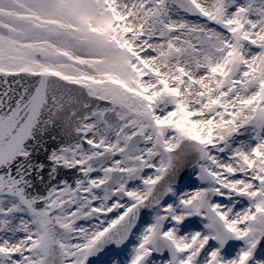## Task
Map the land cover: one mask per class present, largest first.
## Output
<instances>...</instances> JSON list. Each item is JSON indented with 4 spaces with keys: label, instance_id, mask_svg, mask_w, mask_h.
Wrapping results in <instances>:
<instances>
[{
    "label": "snow or ice",
    "instance_id": "obj_1",
    "mask_svg": "<svg viewBox=\"0 0 264 264\" xmlns=\"http://www.w3.org/2000/svg\"><path fill=\"white\" fill-rule=\"evenodd\" d=\"M125 248L264 264V0H0V264Z\"/></svg>",
    "mask_w": 264,
    "mask_h": 264
},
{
    "label": "rangeland",
    "instance_id": "obj_2",
    "mask_svg": "<svg viewBox=\"0 0 264 264\" xmlns=\"http://www.w3.org/2000/svg\"><path fill=\"white\" fill-rule=\"evenodd\" d=\"M192 179L195 180V176H192ZM187 182V181H186ZM146 220L149 218H145ZM194 223L195 224H199V219L198 218H194ZM130 248V245H129ZM129 249L125 248L123 250L121 249H115L112 252H109L107 254L104 255V257L100 260V264H111V261L113 259L119 258L121 260H124L127 255H128Z\"/></svg>",
    "mask_w": 264,
    "mask_h": 264
},
{
    "label": "water",
    "instance_id": "obj_3",
    "mask_svg": "<svg viewBox=\"0 0 264 264\" xmlns=\"http://www.w3.org/2000/svg\"><path fill=\"white\" fill-rule=\"evenodd\" d=\"M190 170V169H189ZM96 259L94 260L93 264H95Z\"/></svg>",
    "mask_w": 264,
    "mask_h": 264
},
{
    "label": "bare ground",
    "instance_id": "obj_4",
    "mask_svg": "<svg viewBox=\"0 0 264 264\" xmlns=\"http://www.w3.org/2000/svg\"><path fill=\"white\" fill-rule=\"evenodd\" d=\"M97 264H100V263H97Z\"/></svg>",
    "mask_w": 264,
    "mask_h": 264
},
{
    "label": "flooded vegetation",
    "instance_id": "obj_5",
    "mask_svg": "<svg viewBox=\"0 0 264 264\" xmlns=\"http://www.w3.org/2000/svg\"><path fill=\"white\" fill-rule=\"evenodd\" d=\"M111 215V214H110Z\"/></svg>",
    "mask_w": 264,
    "mask_h": 264
}]
</instances>
